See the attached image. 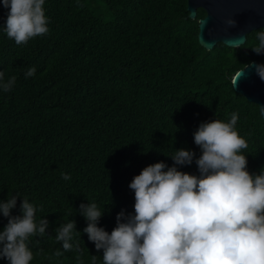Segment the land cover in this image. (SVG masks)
<instances>
[{
	"label": "trees",
	"instance_id": "trees-1",
	"mask_svg": "<svg viewBox=\"0 0 264 264\" xmlns=\"http://www.w3.org/2000/svg\"><path fill=\"white\" fill-rule=\"evenodd\" d=\"M187 7L188 0H45L49 32L17 45L3 30L9 9L0 4V71L5 81L16 77L10 91L0 89V201L19 193L12 215L26 197L37 221L49 222L46 235L29 238L30 264H103L79 206L95 202L104 211L98 226L110 234L117 214L134 215L129 184L145 167H171L184 149L195 157L178 170L199 176L193 133L201 123L237 113L247 171L264 169V117L231 85L244 65L264 61L250 49L262 29L240 48L218 43L208 51L198 39L206 12L192 20ZM30 67L36 74L25 79ZM69 220L79 232L74 248L56 257L63 249L55 229ZM6 224L0 215V231Z\"/></svg>",
	"mask_w": 264,
	"mask_h": 264
},
{
	"label": "clouds",
	"instance_id": "clouds-1",
	"mask_svg": "<svg viewBox=\"0 0 264 264\" xmlns=\"http://www.w3.org/2000/svg\"><path fill=\"white\" fill-rule=\"evenodd\" d=\"M0 4L9 9L3 30L17 45L49 32L45 0H0ZM227 23L234 25L231 20ZM199 24L203 28L206 19ZM247 39H236L237 47ZM255 40L251 51L264 54V29L255 32ZM245 69H254L264 81V64L250 62L232 77V88ZM35 74V67L28 68L25 79ZM4 76L0 71V89L8 92L16 77L5 81ZM259 108L264 116V107ZM237 121L238 114L232 113L227 122H204L193 133L201 150L195 159L199 176L178 170L190 166L195 157L184 149L174 151L171 167L163 162L145 167L129 184L134 191V215L117 214L110 234L98 226L104 211L95 202L79 206L87 224L83 232L96 251L103 252V264H264V169L259 174L247 171L243 151L248 142L236 130ZM20 197L9 194L0 201V215L7 219L0 231V259L8 264H30L29 238L46 235L49 226L46 218L37 221L38 208L26 197L20 203V215H12ZM74 232L79 233L74 220L55 229L63 249L55 251L56 257L73 250Z\"/></svg>",
	"mask_w": 264,
	"mask_h": 264
},
{
	"label": "water",
	"instance_id": "water-1",
	"mask_svg": "<svg viewBox=\"0 0 264 264\" xmlns=\"http://www.w3.org/2000/svg\"><path fill=\"white\" fill-rule=\"evenodd\" d=\"M203 9L206 24H199L198 39L200 45L208 51L223 43L230 48L237 47L240 37H247L255 30L264 29V0H188L189 18H197L198 9ZM234 21L229 25L227 21ZM256 64L258 61H254ZM235 92L244 96L249 102L264 107V81H261L254 69H245L235 87ZM264 117V116H263Z\"/></svg>",
	"mask_w": 264,
	"mask_h": 264
}]
</instances>
